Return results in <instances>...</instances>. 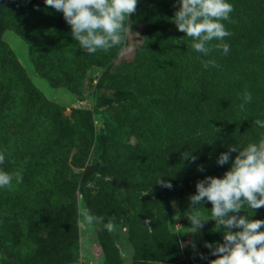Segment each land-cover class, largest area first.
<instances>
[{"label": "rangeland", "instance_id": "rangeland-1", "mask_svg": "<svg viewBox=\"0 0 264 264\" xmlns=\"http://www.w3.org/2000/svg\"><path fill=\"white\" fill-rule=\"evenodd\" d=\"M231 1L226 0L230 4ZM28 4V0H0V42L7 46L4 57L16 64L25 85L31 88L23 98L15 94L4 97L0 91V154H4L6 160L0 164V171L12 174L6 164L8 151L4 139L14 130L2 126V113L9 120L18 117L38 122L45 119L46 113L59 127L69 126V135L59 138L61 147L56 156L67 162L70 170L83 176H50L47 172L46 176H22V183L13 178L11 186L0 187V223L9 239L6 251L0 254V264H50L49 253L53 249L57 251L53 260L62 259L59 264H110V260L115 264H209L216 257L205 247V242L222 243L223 230L214 231L215 221L204 202L199 211L202 219L209 220L204 222L203 229L191 233L188 218L185 224L178 220L180 200L177 195L166 196L169 215L162 218L155 201L143 204L133 200L128 182L132 177H147L140 173V168L137 176H125L127 171L133 175L137 170L141 154L130 132L131 113L139 112L138 107L145 101L146 106L152 104L146 118H153L157 116L155 105L159 100L156 93L141 88L134 74L139 72L137 68L132 69L129 62L137 56H153L155 34L161 29L168 30L165 19L174 18L180 7L179 0H138L136 12L130 15V21H125L127 30L122 33L124 39L115 58L103 67H86L77 81L65 85L59 84L52 75L53 81L43 77L44 71L35 67L30 58L28 42L19 35V32L26 34L30 27V19L23 16ZM263 23L261 20V28H264ZM38 41V45L46 44L41 37ZM254 42L255 51H261L254 59L255 64L264 68V34L258 33ZM144 60L143 66L148 70L160 71L159 64ZM160 144L163 143L157 146L161 147ZM17 159L22 161V158ZM109 200L115 202L118 214L94 215L90 210L93 202ZM85 207L92 215L101 217L103 223L89 225L84 221L79 209ZM263 208L253 213L245 204L239 214L264 220ZM193 211L191 208L189 214ZM48 212L53 213L50 220L43 219ZM152 212L155 214L149 215ZM72 213L74 227L69 222ZM148 218L151 222L146 225L144 221ZM25 219H30V223L21 224ZM109 222L115 226L112 232L105 227ZM137 227H142L149 235L142 249L147 250L144 256L148 259L134 256L129 234ZM261 230L264 231V227ZM100 241L105 243V251ZM189 241L195 243V248ZM151 244L155 245L154 249ZM67 246L75 248L73 260ZM200 254L206 258L201 259Z\"/></svg>", "mask_w": 264, "mask_h": 264}, {"label": "trees", "instance_id": "trees-1", "mask_svg": "<svg viewBox=\"0 0 264 264\" xmlns=\"http://www.w3.org/2000/svg\"><path fill=\"white\" fill-rule=\"evenodd\" d=\"M28 3L23 16L30 19V27L26 34L18 32L28 42V52L34 66H39L40 71H44L43 77L48 81H53L52 75L61 85L74 83L86 67L108 65L122 46L121 43L108 51L97 50L89 54L72 36L71 27L62 12L55 9L50 11L45 0H28ZM231 4L235 11L229 14L228 20L221 21L231 35L222 41L213 39L208 45L213 47L218 43L229 44L230 51L227 55L215 48L208 56L197 52L192 46L197 42L196 38L179 31L174 18H170L169 21L165 19L168 30L161 29L155 34L156 41L153 44L156 49L151 53L153 56H143L150 62L159 64L160 71L155 68L148 70L147 66H143L145 60L142 56L129 62L132 69L137 68L139 72L134 74L141 88L149 89L154 95L156 93L159 100L155 105L157 116L153 118H146L147 110L152 104L146 106L145 101L143 103L146 107L141 105L138 107L139 112L131 113L130 132L134 136L136 149L141 154L137 170H134L133 175L127 171L125 176H137L140 168V173L147 177H132L131 182H128L133 200L143 204L155 201L160 207L159 212H156L162 218L169 215L166 196L177 195L180 200L178 220L181 224H185L191 209L189 197L196 193V182L206 176L223 177L237 153H231L229 162L223 166L217 163L219 155L228 151L229 146L243 149L264 139V127L256 124L257 120L264 121V68L255 64L254 59L261 51L253 48L254 37L258 33L264 34V28L260 27V21L264 20V0H232ZM22 29L25 31V28ZM39 37L46 40V44L38 45ZM6 52L7 46L0 42V91L4 97L15 94L23 98L31 88L25 85L26 81L16 64L5 59ZM209 59L215 60L218 67L205 68L202 61ZM187 84L189 86L185 88ZM246 92L252 97L248 103L243 100ZM5 116L3 112L2 126L6 130L14 128L4 139L8 151L6 164L12 174L21 172L22 176H46L48 172L50 176H83L80 172L70 170L69 164L56 156L61 147L59 138L69 135V126L59 127L46 113L45 119L42 118L39 122L24 121L18 117L9 120ZM159 143H163L160 144L161 147L157 146ZM184 152L196 156L195 162L183 158ZM17 158H22V161ZM200 165H203V172L198 170ZM159 176L170 181L173 187H162L156 182ZM145 191L147 194L142 193ZM60 198L59 196L58 199ZM204 206L207 211H211L210 202L205 200ZM90 210L94 215L118 214L115 202L111 200L93 202ZM52 214L46 213L43 219H49ZM69 222L74 227V213ZM29 223L30 219L21 222L26 225ZM132 231L133 229L130 231L129 241L135 258L148 259L144 256L147 250H142L148 241V233L142 227ZM8 245L6 229L0 223V254L6 251ZM99 245L105 251V243L100 241ZM151 246L155 248L154 244ZM67 248L70 260H73L75 248ZM56 253V249L50 251V264L62 261L53 260L56 259ZM115 263L110 260V264Z\"/></svg>", "mask_w": 264, "mask_h": 264}, {"label": "clouds", "instance_id": "clouds-1", "mask_svg": "<svg viewBox=\"0 0 264 264\" xmlns=\"http://www.w3.org/2000/svg\"><path fill=\"white\" fill-rule=\"evenodd\" d=\"M138 0H45L47 6L62 12L65 21L70 25L72 36L81 48L92 54L97 50L108 51L120 45L126 31L125 21L137 10ZM180 7L174 16V22L179 31L191 38H196L193 48L208 56L213 48L222 50L224 55L230 51L227 43H218L209 47L213 39L222 41L231 35L225 29L222 20H228L233 11V5L226 0H179ZM129 28V25H128ZM205 68L218 67L215 60L202 61ZM252 99L250 93H245L244 103ZM244 108V104L241 105ZM256 124L264 127V121L257 120ZM237 153L232 165L223 177L206 176L196 182V193L189 197L190 207L194 211L187 215L191 223V233L203 229L199 206L207 200L211 203V219L215 221L214 231L223 230V242L208 243L205 247L211 250L216 258L209 264H264V220L250 219L251 216L239 213L247 204L253 213L264 207V139L251 143L243 149L232 145L228 151L222 152L217 163L221 166L228 163L231 153ZM183 158L195 162L196 156L184 152ZM5 161V155L0 154V164ZM203 172V165L198 166ZM13 178L22 183V173L12 174L0 171V187L11 186ZM156 182L162 187L171 189L170 181L159 177ZM147 194V191L143 192ZM79 214L89 225L103 223L101 217L94 216L90 210L79 209ZM151 218L144 221L146 225ZM107 231H114V224L105 225ZM195 248V243L189 241ZM201 259H205L200 254Z\"/></svg>", "mask_w": 264, "mask_h": 264}]
</instances>
